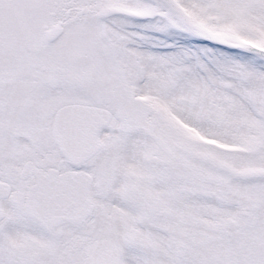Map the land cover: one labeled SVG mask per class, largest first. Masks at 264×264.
<instances>
[{"label": "snow or ice", "instance_id": "6c2138e0", "mask_svg": "<svg viewBox=\"0 0 264 264\" xmlns=\"http://www.w3.org/2000/svg\"><path fill=\"white\" fill-rule=\"evenodd\" d=\"M0 264H264V0H0Z\"/></svg>", "mask_w": 264, "mask_h": 264}]
</instances>
